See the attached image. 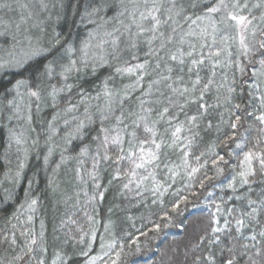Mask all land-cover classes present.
Masks as SVG:
<instances>
[{
  "label": "trees",
  "instance_id": "16d2710c",
  "mask_svg": "<svg viewBox=\"0 0 264 264\" xmlns=\"http://www.w3.org/2000/svg\"><path fill=\"white\" fill-rule=\"evenodd\" d=\"M88 1L69 0L64 25L57 28V32H60L69 42L73 41V45L76 39L83 34L80 11ZM185 1L186 4L180 5L185 8V13L182 15L191 16L192 19L202 14L209 4L208 0ZM191 4H196V7H191ZM72 5L76 7L72 9ZM219 18L221 20L222 17L219 16ZM218 19L217 21H220ZM188 23L189 21L184 22V26L187 27ZM217 27L224 36H231L233 32L232 27H225L224 24L218 23ZM217 42L220 43V39H217ZM194 43L197 44V49L192 57H184V64H173L162 51L155 58L159 60L155 66L151 63L154 59L146 57L145 45L137 44L136 53L134 52L133 55L138 62L145 65V68L143 76H140L139 85L136 87H132L137 85L135 77H131L128 81L127 78L120 77V74H115L111 66H101L97 69L87 68L73 79L75 87L72 93L82 90V94H87L89 98L86 105L89 106L87 113L91 115L92 122L87 121L89 125L85 128L81 139L72 142L67 148L65 146L64 149L66 153L76 154L74 172L77 192L72 196H67L65 201L58 206L60 214L56 222L59 242L54 245L43 241L44 230L40 223V214L44 211V202L47 203L45 191L42 189L45 179L40 177L42 164L33 153L25 161L18 184V194L22 193L24 188L31 187V195L36 199L37 214L31 225L23 221L24 213H21L18 208V199L5 200L2 193L6 187L3 185L2 177L8 170H12L13 166L11 152L13 149L5 139L7 135H5L4 117L9 112L7 103L11 97L7 89H10L18 79H27L29 87L33 88L36 76L30 71L22 74L6 71L0 75L3 76V79H0V106L4 107L0 119L2 122L0 125V255L6 253L10 255L9 258L21 257L18 260L13 259L11 264H25V260L28 259L30 264H40L41 261L43 264H50V257L57 252L61 255L63 264H85L89 256L99 250L102 240H107L110 242L109 246L114 244L116 248L121 245L132 247L127 250V253L125 252V255L124 251H121L122 257H118L115 264H207V257L210 254H214L217 264H220V261L227 256V252L222 253L220 249L231 246L230 236H238L239 244H256L259 241L258 247L264 245V238L259 235L256 241L250 239L253 234H258L264 229V204H261L264 177H250L248 184H241L240 177L237 176L239 169L234 167L238 164L235 157H226L229 164L227 166L221 164L220 168L223 171L218 174L216 167L211 163L214 159L211 145L217 133L204 131L206 121H201L198 128L189 132L190 125L187 124V117L197 114V105L185 104V97L173 93L172 89L167 87L171 84L173 88L188 87L191 89L192 82L199 74L201 78V84L197 86L199 90L211 78L213 83L209 85V90L204 94L202 102L215 106L208 110L211 112L208 119L213 124L220 123L221 114L227 120L228 109L235 110L234 105L236 104H240L245 111L253 113L252 116L246 117L242 126L237 129L236 142L242 144L243 148H236L235 143L231 145L233 152L240 154L242 159L243 151L253 148L254 145V150L264 149V131H261L264 125L255 119L260 115L259 100L256 98L259 96V91L252 89L255 95L249 96L248 94L250 91L248 85L255 80L251 73L260 68L259 56L250 58L255 60L254 65L250 64L249 59L238 55L239 47L233 40L227 45V52L232 53L231 57L225 52H221L219 57L210 56V53L224 48L223 43L221 46L215 44L211 48L206 44L202 49L199 46L200 41L196 40ZM208 44H211V39L208 40ZM186 46L188 45H183L184 48ZM190 50V48H185V51ZM125 56L127 58L131 55L126 54ZM192 59H203L204 64L193 66ZM217 60L220 61L219 64L216 63ZM229 60L231 66H227ZM237 63L245 66L243 75L236 67ZM149 64L150 66L152 64V68ZM214 64L216 66L213 69ZM169 68L172 69L171 72L168 71ZM189 68H192L191 72L188 71ZM163 77H171V79L163 80ZM105 79L107 89L112 93V99L118 96L119 101L115 103L111 101L113 111L109 119L102 124L100 110L105 108L107 103L104 99L108 98L104 93H100L99 89ZM155 81H160V83H154ZM149 85H152L150 93ZM229 86L234 89L230 102L225 99L229 97L227 91ZM261 90H264V85H261ZM196 95H199V91ZM74 97L76 100L77 96ZM169 98L173 101L172 103H169ZM141 101H144L143 110ZM178 105H185L183 112ZM164 107H168L169 112L161 118L160 113ZM57 108V106L52 108V105H46L42 112L43 118L53 114L58 110ZM63 111H59L57 119L62 120L65 116L72 114H75L74 116L83 114L85 105L81 104L78 107L75 104L73 111L66 112L65 110L66 115L62 114ZM201 111L204 110L201 109ZM117 117L121 118L122 123L117 121ZM180 123H184V129L180 133L178 146L168 147L172 144L171 133ZM112 126L120 129L122 135L125 136L124 150L129 148L128 137L132 129L138 139L151 134L144 130L145 126L154 128L156 140L159 143L163 141L161 149L157 152L159 159L138 168L139 183L131 185L136 187V193L131 194L128 187H124L126 179L132 173L131 163L124 159L125 156L120 159L122 155L116 154L111 155L107 160L102 157L99 161L95 158V161H98L96 170L103 196L99 201L78 206L80 199L78 193H81L82 189L77 170L80 159L84 157L80 153L83 147L89 151L88 158L80 169L83 178L86 167H91L89 160L92 157L90 156H93V152L98 147L102 135L100 129L104 127L112 130ZM193 132H199V135L193 138ZM98 136L99 139H97ZM188 140H192L193 144L188 149V157L185 158L182 150ZM258 140L259 144H257ZM78 148L81 149L78 150L79 152ZM215 151L221 155L224 154L221 148H216ZM197 156H200L199 161L196 159ZM185 159H187V166L184 163ZM205 161H207L206 164ZM192 168H198L199 171L192 173ZM233 177H236L235 182H233ZM229 184L233 186L229 187ZM157 186L159 190H155ZM249 200H255L257 203L250 205ZM217 207L220 208L219 212ZM253 208L257 209L254 218L247 215L252 213ZM237 219L243 220L246 225L241 228L242 235L236 232ZM225 220L228 221L227 225ZM155 225H159V230H155ZM213 228H219L221 231L213 232ZM90 229L89 236H93V240L88 237ZM141 232L147 235L141 237ZM27 233L31 236L33 234V237L36 235V244L27 245L25 242ZM88 239L90 240L89 252H87L88 247L86 248ZM13 240L16 242L12 243ZM29 246L32 252H28ZM255 251L256 249H251L249 255L254 254ZM42 254L43 257H41ZM237 259L239 264H246L248 255H238Z\"/></svg>",
  "mask_w": 264,
  "mask_h": 264
},
{
  "label": "snow or ice",
  "instance_id": "6c2138e0",
  "mask_svg": "<svg viewBox=\"0 0 264 264\" xmlns=\"http://www.w3.org/2000/svg\"><path fill=\"white\" fill-rule=\"evenodd\" d=\"M38 3L39 11H37L34 6L30 8L28 4L19 3L18 0H0V9L4 10L5 14L14 11V4L24 10L18 20L13 19L12 17L5 19L3 16H0V37L7 38L3 44H0V73H5V70H12L21 74L29 71L35 73L36 82L33 85L35 90L28 88L29 81L27 79H18L14 84H12L10 89H7L9 92H15L13 100L8 102L13 114L17 119L23 118L29 124H31L32 121V98L40 101L43 99L42 94L47 93V95L53 100L52 106L55 107L56 98L60 93L72 91L74 85L67 83V80L73 72H79L80 69L77 66L78 63H84V66H87L85 61L88 58L87 44H85V46L80 50L83 52L81 61H77L76 59L71 58L76 49L67 39L63 37L60 32L55 30V27H51L50 32L46 31V28L51 26L46 23V21H51L54 24L58 23L61 19H65L63 13L66 6L64 5L63 0H60L59 7L61 11L57 13L55 21H52L51 15L47 16L45 19L40 18V12L48 10L49 4L46 0H38ZM55 6L56 5L54 4L53 7ZM190 6L196 7V4H191ZM72 7L75 8L76 6L72 5ZM251 8L262 9L259 17L252 14ZM251 8L249 7L247 0H245L244 3H241L240 0H212V2L206 6L204 14L198 15L195 20H192L191 16L182 15L185 13V8L178 5L176 0H168L167 7L164 4V0H95L94 4L85 8L84 17H98L103 23L97 24V29H105V25L111 23V31L106 29L103 31V37L108 39L102 38L101 43L98 44L97 47L110 43L114 56L119 54L121 44H124L126 47L135 48L141 39L146 40L150 46L154 41L160 40V47L164 48L166 42L172 40V36H166L161 29L165 25H168L169 21H172L176 27H180V23L175 19V17H181V19L185 22L191 20L193 24L197 21L201 22L203 26L201 27L198 25L199 32L190 27L189 31L180 36L181 44L186 42L185 37H192L201 42L199 45L201 49L206 44L209 48H211L212 45L217 44L216 35L220 31L217 27V23L224 24L225 27L235 28L236 36L233 37L225 35L221 37L220 42L223 43L225 47L219 48L214 53H210V56L219 57L221 52H225L229 57H231L232 53L227 52V43L230 39L234 42H238L240 54L244 56L245 59H249L250 64H255V60L250 58H254L256 55L259 56L258 63L260 68L258 70H253L251 73V76L254 77L255 80L253 83L248 85L250 89L248 94L249 96L255 95V92L251 91L252 89L259 91V96L256 98L259 100L260 115L256 116L255 119L259 121L260 124L264 125V90H261V85H264V0H259V2L253 4ZM244 10H247V15L244 14ZM108 11H114L115 14L105 19L101 13H107ZM217 13H223L220 21H217L215 18V14ZM161 17L166 18L162 19ZM125 21H127V23ZM253 21H258V23L254 24ZM90 22L96 23V21L92 19H90ZM176 27L172 28L173 33L176 32ZM121 37L126 38L121 40ZM209 37L211 38V44H208ZM196 47V43L189 42V48L191 51L184 53L178 49V55L170 52V59L173 61H179L180 64H184L185 55L192 57ZM65 58L68 59V63H63ZM93 62L96 63L97 61L94 59ZM99 63H106L104 56L99 57ZM216 63L219 64L220 61L217 60ZM191 64L193 66L203 65L204 60L192 59ZM215 66L216 65L214 64L213 69ZM227 66H231L230 60L228 61ZM136 67L144 68L145 65H137ZM236 67L242 75L245 73V66L237 63ZM58 69L59 71H57ZM117 71L119 72L120 69H117ZM125 71L132 72L133 69L128 68L125 69ZM168 71L171 72L172 69L169 68ZM188 71L191 72L192 68H189ZM213 75H215L214 71ZM55 76L63 78L65 82L62 86L57 87L54 84H49L50 79ZM0 79H3V76H0ZM162 79L168 80L171 79V77H163ZM154 83H160V81H155ZM212 83L213 81L210 78L208 82L204 83L203 87L198 90L197 86L201 84V78L199 74H197L196 80L192 82L191 89L188 87L183 89L173 88L171 84H168L167 87L172 89L173 93L185 97V104L194 103L197 105V114L187 117V124L190 125L188 128L189 132H192L194 128H198L201 121H206L207 123L204 131H214L217 133L215 141H213L211 145L212 156L214 157V159L211 160V163L216 167L218 174L223 171V169L220 168L221 164L226 166L229 164V160L226 159V157H235L238 164L234 167L239 169L237 171V176L240 177L241 184H248L250 177H264V149H260L259 151L254 150V145L253 148L243 151L242 159L240 158V154L233 152L231 149V145L233 143H235L236 148H243L242 144L236 142L237 129L242 126L244 119L252 116L253 113L245 111L240 104H236L234 105L235 110L231 108L228 109L229 115L227 120H225L223 114H221L220 123L213 124L212 121L208 119V116H211V112L208 110L209 108H214L215 106H210L202 102L204 100V94L209 90V85ZM138 85L139 79L137 80V85H133L132 87H136ZM22 87L27 89V101L25 100V94L20 92ZM49 87L51 88L50 92L48 91ZM221 87H223V85H221ZM151 90L152 85H149V93ZM197 91H199L198 96L196 95ZM227 91L229 93V97H226L225 99L230 102V97L234 92V89L229 86ZM104 95L108 98V103L104 109L100 110V119L102 124L104 121L109 119V116L113 111L111 105L112 93L107 89V85L105 86ZM161 95H163V93H161ZM172 102L171 98H169V103ZM143 104L144 101H141L142 110ZM74 107L75 105L66 109V111H72ZM178 107L181 112H183L185 105H178ZM201 109L204 111H201ZM85 112L87 113V109H85ZM168 112L169 108L164 107L163 111L160 113L161 118H163ZM185 115L187 114L185 113ZM9 119H12V117H9ZM86 119L89 122H92L90 114L86 116ZM116 119L118 122L122 123L120 117H117ZM141 119H144V117H141ZM169 123L171 124V121H169ZM137 127H139V125H137ZM84 128V121L77 122L74 129L67 133L68 141L70 142L72 139L82 137L84 135ZM183 129L184 123H180L175 127V130L171 133L173 138L172 144L168 145V147L178 146L180 133ZM144 130L152 133L153 137L156 136L154 128L145 126ZM261 131H264V129H261ZM100 132L103 133V140L100 141L99 147L103 148L105 151L103 159H108L109 157L107 156V151L109 143L119 146L123 143V141L119 133L110 138V131L107 128L102 127ZM131 135L135 136L136 133L132 132ZM198 135L199 132H193V138ZM11 138L14 139L16 145L18 146L17 152L23 151L24 159L26 160L28 149L23 148V145L27 143V138L24 133L21 132L16 134L15 132H11ZM97 139H99V136ZM185 139H187V137H185ZM128 143L131 144V141H128ZM143 143L145 142H141L140 147L141 156L139 159L141 160V163L135 165L137 168H142L146 163L150 164L159 159L157 152L161 149L163 141H161V143H157L155 139H152L151 143L155 146L157 152H153L149 149L146 155L145 149L142 146ZM259 143L260 141L258 140L257 144ZM192 144L193 141L188 140L187 144L184 145V149L182 151L185 158L188 157V149L192 147ZM216 148H221L224 154L221 155L217 153L215 151ZM84 151L86 150L82 149V153ZM120 151H123V149L121 148ZM132 155H135V153H132ZM201 155H204V153H201ZM120 159H123V157H120ZM196 159L199 161L200 156H197ZM184 163L185 166H187V159H185ZM206 163L207 161H205V164ZM23 168L24 163L21 162L18 170L15 172V175L11 176L14 184L18 183L21 170ZM197 171H199L198 168L191 169L192 173ZM133 175H135V173H133ZM7 177L8 174H6V178ZM235 179L236 177H233V182H235ZM232 186V184H229V187ZM124 187L127 188L128 185L126 184ZM155 190H159V186H157ZM5 192L7 193L5 199H10L11 193L8 189H5ZM261 195V204H264V191H262ZM256 203L257 202L255 200H249L250 205H255ZM35 204L36 200H32L30 207ZM174 207H178V205H174ZM217 211H220L219 207H217ZM256 211L257 209L253 208L252 213L247 215L254 218ZM225 224H228L227 220H225ZM236 224V232L239 235H242L241 228L246 226L244 221L237 219ZM155 230H159V225H155ZM212 231L220 232L221 229L213 228ZM140 235L144 236L147 235V233L141 232ZM257 235L264 238V229H262L258 234H253L250 239L252 241H256ZM5 239L7 238L5 237ZM245 239H247V237H245ZM217 240H219V237H217ZM229 240L231 246L220 249L222 253L225 251L227 252V256L220 261V264H239L237 259L238 255H248L246 264H264V245L258 247V244H260L259 241H257L256 244H239L238 236H230ZM15 242V240L12 241V243ZM30 243L34 245L37 241L35 238H32ZM238 247L240 249L239 251ZM251 249H256V251L254 254L249 255ZM31 251L32 248L29 246L28 252ZM117 256L119 257V253H117ZM17 258L20 259L21 257ZM40 264H43V261H41ZM113 264H115V262H113ZM207 264H217L216 256L214 254H210L207 257Z\"/></svg>",
  "mask_w": 264,
  "mask_h": 264
},
{
  "label": "rangeland",
  "instance_id": "374dc122",
  "mask_svg": "<svg viewBox=\"0 0 264 264\" xmlns=\"http://www.w3.org/2000/svg\"><path fill=\"white\" fill-rule=\"evenodd\" d=\"M69 0H63V3L65 6H67ZM19 3H23V4H28L30 6V8L32 6L35 7V9L37 11H39V3L38 0H18ZM46 2L49 4V8L48 10L44 11V12H40V18L41 19H45L47 16L51 15L52 17V21L56 20V15L57 13H59L61 11L59 4H60V0H46ZM95 0H89L88 3H86L82 10L80 11L81 14V19H80V24L82 25L81 28L83 29V34L80 36V38L76 39V41L74 42L75 44L73 45V41L70 43L72 44V46L76 49V51L72 54V59H76L77 61H81V58L83 57V52H81L80 50L85 46V44L88 45L87 51H88V58L86 59L85 63L87 64V66H84V63H78V67H79V72L84 71L85 69H97L101 66H111V69L113 70V72H115V74H120V77H124L127 78V80L129 81L131 79V77H135V81L137 84V80L140 79V76H143L144 72V68H137V65H144L142 62H138L135 58L133 53H136V47L135 48H130V47H126L124 44L120 45V51L119 54L117 56H114L113 54V50L111 47V44H103L101 47H97L98 44L101 43V39H108L106 37H103V31L106 29L108 31H111L112 25L111 23L108 25H105V29H97V24H101L103 23L101 20H99L98 17H92V18H88V17H84V12H85V8L89 5L94 4ZM178 5L181 4H186L185 0H176ZM208 2H212V0H208ZM241 3H244L245 1L240 0ZM249 4V7L251 8V6L253 4H256L259 2V0H248L247 1ZM56 5L55 7H53V5ZM164 4L167 7L168 6V0H164ZM66 9L67 7H65L64 13L63 15L65 16V19H61L58 23H52L51 21H46V23H48L49 25H51L50 27L46 28V31H51V27H55V30L57 31V28H60L61 25H64V22L66 20ZM73 9V7H72ZM24 10L20 9L18 6H16L14 4V11L5 14V11L0 9V16H3L5 19L12 17L13 19L18 20L21 13ZM205 11V10H204ZM204 11L202 14H204ZM252 14L259 17V15L261 14L262 9H257V8H251ZM26 14V13H25ZM114 11H108L107 13H101V15H103L105 17V19H107L108 17L114 15ZM244 14L247 15L248 12L247 10H244ZM219 16H223V13H217L215 14V18L216 20L219 18ZM162 19H165L166 17H161ZM196 16L192 19L195 20ZM251 18V17H249ZM90 19L95 20L96 23H91ZM176 20L179 21L180 23V27H176V25H174L172 23V21L168 22V25H165L161 31H163L165 33L166 36H172V40L169 42H166L165 47L161 48L160 44L161 41L160 40H156L152 43V45L150 46L146 40L141 39L137 44L139 43H143L145 45V54L147 58H153L154 60H152V64L155 66L157 61V59H155L157 56H159L158 54H160L162 51L165 53V55L168 57V59H170L169 53H175V54H179L177 52V50L179 49L180 51L187 53L188 51H185V48H189V42L194 43L193 40L194 38L192 37H185V43L181 44L180 43V36L183 35V33H186L187 31H189V28L191 27L192 29H195L197 32H199V27L198 25H200L201 27L203 26L201 24L200 21H197L195 24L192 23V21L190 20L187 27L184 26V20L181 19L180 17H175ZM220 20V18L218 19ZM127 23V21H125ZM206 23V22H205ZM232 23V22H229ZM253 23H258V21H253ZM218 24V23H217ZM176 27V32L173 33L172 32V28ZM185 27V28H184ZM233 32H231V36L234 37V35L236 36V29L232 28ZM135 30V29H133ZM91 34V35H90ZM224 35L221 34L220 32L217 33L216 35V39H220L221 37H223ZM126 37H121V40H124ZM7 38L5 37H0V44H3L4 41ZM211 38L209 37L208 40H210ZM198 41V40H197ZM231 40L228 41L227 45L230 43ZM238 47L239 44L238 42H236ZM217 44L219 46L222 45V43L217 42ZM183 45H188L185 48L183 47ZM224 45V44H223ZM7 46V45H5ZM215 46V45H212ZM197 49V48H196ZM239 49V48H238ZM191 51V50H190ZM126 54H129L131 56H127L126 58ZM239 56H242L240 54V49L238 52ZM100 56H104L106 63H99V57ZM125 56V57H123ZM186 57V55H185ZM243 57V56H242ZM96 60L97 62L94 63L93 60ZM170 61L173 64L179 63V61H173L170 59ZM63 63H68V59L65 58V60L63 61ZM152 64L149 67L152 68ZM180 64V63H179ZM128 68H132L133 71L132 72H128L125 71V69ZM117 69H120V71L118 72ZM6 71H12V70H5ZM59 71V69L57 70ZM79 72H73L71 74V76L68 78L67 83L74 85V81L73 79H75L76 75ZM3 73H0V75ZM137 77V78H136ZM65 81L63 80V78L59 77V76H55L53 78L50 79L49 84H54L57 87L62 86V84ZM105 86H106V79L104 80V82L102 83L99 92L100 93H104L105 91ZM75 87V85H74ZM74 87L72 89V91H74ZM32 90H35L34 87H29ZM48 91H51V88H48ZM71 92H62L60 93L55 101V105L58 107L57 111H54L53 114L49 115L48 117H44L43 118V114L42 112L44 111L46 105H53V100L50 96L47 95V93L42 94L43 95V99H41L40 101L35 100V98H32L31 101V115H32V121L31 124H29L25 119L20 118L17 119L15 117V115L13 114L12 109L9 106V112L6 114L7 116H5V135H7V137L5 138L8 143L11 145V149H13L12 152V170H8L6 173H4V176L2 177L3 180V185H5L6 187H4V189L2 190V193L4 195V199L7 195V193L5 192V189H8V191L11 193V200L17 198L18 199V203H19V209L20 212L24 213V217H23V221L28 224L31 225L35 215L37 214L36 209H37V204L35 205H31V201L32 200H36L35 197H33L31 195V187L28 188L26 187V189L24 188L23 192L18 194V183H13L11 176L15 175V172L18 170L19 164L21 162L24 163L25 165V159H24V153L23 151L17 152V145L14 141V139L11 138V132H15L16 134H19L21 132L24 133L25 137L27 138V143L25 145H23V148H27L28 152H27V159L28 157L31 155V153H33L36 157V159H38L40 161V163L42 164V169L40 170V177L42 179H45V184L42 187V189L45 191V200L47 203L44 202L43 205V210L41 217H40V223L43 225V232H44V236H43V241L46 244L51 245V243L57 244L59 242L58 240V236H59V231H58V227H57V222H56V218L57 216H59V211H58V206L61 205L64 201L65 198L69 195H74L77 192V185H76V177H75V172H74V166H75V160L74 158L76 157V154H72V153H66L65 146L67 148V146H69L72 142H77L79 139H81L82 137H77L75 139H72L70 142L67 139V133L74 129L75 125L77 122L79 121H84L85 124V128L88 127V123L89 121L86 119V116L88 115V113L83 112V114L81 113L80 115H76L72 114L69 116H65L64 119H60V118H56V116L59 114V111H63V115H66L68 111L65 112L66 109L72 107L73 105L76 104V106L79 107V105H85V109L89 108L88 105H86L88 103V96L87 94L83 93L82 94V90L79 91H75V93ZM20 92L22 94H25V100L27 101L28 97L26 95L27 89L22 87L20 89ZM11 97L10 100H13V97L15 96V92H10ZM76 100H75V97ZM114 101L113 103L119 101L118 96L113 97V99H111V101ZM65 102V104H64ZM105 103H108V99H104ZM50 103V104H49ZM38 105V108H37ZM55 106V107H56ZM2 107V106H0ZM53 108V106H52ZM74 109V108H73ZM2 110H4V107L0 108V119L2 116ZM73 111V110H72ZM71 112V111H70ZM42 116V117H41ZM9 117H12V119H9ZM58 117V116H57ZM63 117V116H62ZM67 121V123H66ZM88 121V123H87ZM2 124V122L0 121V125ZM51 125V127H50ZM85 128L83 129V132L85 130ZM11 130V132H10ZM114 130V131H113ZM110 131V138L112 136H116L117 133H119L123 143H121L119 146L116 145H112L111 143H109L108 145V151H107V156L110 158L111 155H116V154H120L122 155V157H124V159H127V161H129L131 163V168H132V173L131 175H129V178L126 179L125 184L128 185V191L131 194H135V190L136 187H132V184H138L139 180L137 179V171L138 168L135 166L138 163H141V160L139 159V157L141 156V152H140V147H141V142H145L143 143V148L145 149V155L147 154L148 150L151 149L153 152H157V150L155 149V146L151 143L152 139H155V137L152 136V133L149 136H144L143 138H138L136 139V135L132 136L131 133L134 132V130L132 129V131L129 133V141H131V144H129V148L125 149L127 151L124 150L125 147V142H124V135H122V131L120 129H116L114 126H112V130ZM238 138H236L237 140ZM103 140V133L101 135V138L99 139L98 142V147H96V151L93 152V156L90 160L89 163L91 165V167L87 168L86 167V172L82 178L81 173H80V169L81 167L84 166V162L86 161V159L88 158V150L86 148L83 147L84 151L82 154V157L80 159L79 165H78V179L80 180L81 183V189L82 191H80L81 193H78L80 199L78 200L79 205H83V204H87V203H94L96 201H99L101 199V197L103 196L102 193V189L99 188L100 184H99V177H98V171L97 166H98V161L101 160L102 157H104L105 155V151L103 148L99 147L100 141ZM157 143H159L158 140H156ZM123 149V151H120V149ZM51 150V151H50ZM80 151L81 149H77V151ZM69 151V150H68ZM76 151V152H77ZM78 151V152H79ZM120 152V153H119ZM124 153V154H123ZM127 153V154H126ZM132 153H135V155H132ZM72 154V156H71ZM47 158V159H45ZM95 158L98 161H95ZM108 158V159H109ZM107 160V159H105ZM147 164V163H146ZM145 164V165H146ZM22 172V170H21ZM133 173H135V175H133ZM6 174H8V177L6 178ZM21 177V176H20ZM20 180V178H19ZM136 180V181H135ZM91 181V183H90ZM90 185V188H88V186ZM131 190V191H130ZM16 199V200H17ZM7 200V199H5ZM43 202V201H42ZM17 203V204H18ZM46 232V233H45ZM91 232V229L88 232V237H90L89 239L93 240V236H89ZM28 234V233H27ZM26 234V240L25 242L27 243V245H33L30 243L32 238L36 239V235L33 237L30 234L27 235ZM143 237V236H141ZM88 239V240H89ZM10 243V242H9ZM110 242H108L107 240H102V244L101 247L99 245V250H97V252L95 254H93L92 256H89V258L87 259L85 264H113V262L117 261V253H119V258L120 256L122 257V254L120 253L121 251H124V255L127 253L128 249H131L132 247L129 246H124L121 245L119 247H115L113 245L109 246ZM140 245V243H138ZM137 244V245H138ZM87 252H89V247H90V240L88 241V244L86 245ZM32 252V251H31ZM43 252V251H42ZM126 252V253H125ZM44 253V252H43ZM91 253V252H90ZM89 254V253H88ZM10 255H7L6 253H2V255H0V264H11L13 259L18 260V258H9L7 259V257ZM13 257V256H12ZM20 257V256H18ZM43 257V254L42 256ZM27 258V255H26ZM46 258V257H44ZM118 258V259H119ZM43 259V258H42ZM44 260V259H43ZM50 264H63V260L62 257L59 253L55 252L51 257H50ZM25 264H30V260H25Z\"/></svg>",
  "mask_w": 264,
  "mask_h": 264
}]
</instances>
